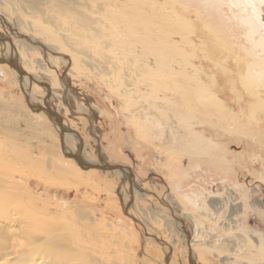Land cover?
<instances>
[{"label":"rangeland","instance_id":"374dc122","mask_svg":"<svg viewBox=\"0 0 264 264\" xmlns=\"http://www.w3.org/2000/svg\"><path fill=\"white\" fill-rule=\"evenodd\" d=\"M10 1L0 0V137L30 177L14 179L47 213L91 220L121 264H264V31L247 25V0H130L149 17H130V29L162 44L106 64ZM155 56L191 74L144 72ZM41 113L45 131L27 124ZM84 144L109 171L86 168ZM119 166L130 175L110 174Z\"/></svg>","mask_w":264,"mask_h":264},{"label":"bare ground","instance_id":"6f19581e","mask_svg":"<svg viewBox=\"0 0 264 264\" xmlns=\"http://www.w3.org/2000/svg\"><path fill=\"white\" fill-rule=\"evenodd\" d=\"M19 1L22 7L39 13L42 20L49 24L79 55L90 58L97 64L110 63L112 58L116 61L129 62L130 52L134 51L142 56H149L154 54L150 46L159 47L162 44L157 32L147 40L145 37L142 38L141 34L137 36L130 29V17L149 21L148 15L142 11L130 12V0ZM7 2L13 5L10 0ZM247 5L249 7L247 25L253 33L264 31L261 5H257L254 0H247ZM152 61L153 64L144 67V72H150L152 76L158 71H167L181 76L191 74L187 70L166 66L164 60L158 59V56H155ZM150 66L154 69L149 68ZM253 72L252 70L251 73ZM254 75L259 79L260 74H257V71ZM259 108L260 114L256 116H260L261 124L264 126V105ZM44 115L43 113L35 115L27 124H37L41 130L45 131L49 126L47 117ZM145 116L148 117L147 114ZM49 119L54 130L56 127L59 129L58 124L53 123L54 119L52 117ZM63 138L65 146L70 147L72 142L74 144L72 133H65ZM209 143H204L201 148L216 147L215 144ZM84 149L85 144L80 159L92 165L86 168H100L86 156ZM10 153L0 137V264H121L112 259L113 250L110 245L103 242L104 236L98 231L99 229H95L91 220L82 221L70 217L67 219L47 213L40 205L39 195L31 192L27 185L30 177L25 176L26 172L22 169L15 168V165L11 163L15 154ZM69 159L70 157H67L64 161H70ZM77 166L79 167V164ZM204 170L207 176L211 174V167ZM15 171L22 173L27 183L16 181L13 177ZM126 171L128 169L114 167L110 170V174L119 177L129 176L130 173ZM126 182L131 185L136 196L142 197L143 193L138 189L137 182L129 178ZM163 221L167 225L171 224L166 219ZM178 226L181 224L179 223ZM126 264H130V261Z\"/></svg>","mask_w":264,"mask_h":264},{"label":"crops","instance_id":"0c3cea01","mask_svg":"<svg viewBox=\"0 0 264 264\" xmlns=\"http://www.w3.org/2000/svg\"><path fill=\"white\" fill-rule=\"evenodd\" d=\"M207 168H208V167H207ZM238 179H239V178H238ZM238 179H236V181H237L236 183H237L238 185H240L241 182H240V179H239V180H238Z\"/></svg>","mask_w":264,"mask_h":264},{"label":"water","instance_id":"95a60500","mask_svg":"<svg viewBox=\"0 0 264 264\" xmlns=\"http://www.w3.org/2000/svg\"><path fill=\"white\" fill-rule=\"evenodd\" d=\"M77 157H78V156H77ZM119 168H121V169H122L123 167H122V166H119Z\"/></svg>","mask_w":264,"mask_h":264}]
</instances>
